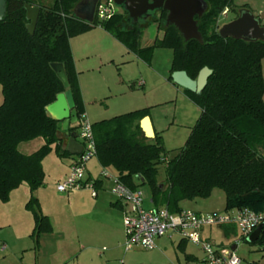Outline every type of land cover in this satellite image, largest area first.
<instances>
[{"label": "trees", "instance_id": "obj_1", "mask_svg": "<svg viewBox=\"0 0 264 264\" xmlns=\"http://www.w3.org/2000/svg\"><path fill=\"white\" fill-rule=\"evenodd\" d=\"M79 1H6L0 21V200L6 202L10 192L24 182L30 191L40 187L44 180L42 160L52 149L60 157L70 155L61 146L59 121L50 116L46 106L68 89L77 117L84 112L69 39L99 25L148 64L155 48L171 49L167 77L171 82L170 74L175 70L186 71L192 79L204 66L212 70L199 93L183 88L201 112L175 155L168 157L157 132L153 138L144 135L139 122L149 114L145 107L92 123L100 165L111 167L130 189L147 185L156 208L165 206L177 212L183 200L207 198L219 188L225 195L226 210L264 212V40L245 41L218 34L220 14L232 8L234 0H205L207 9L195 16L201 42L184 40L175 25L164 23L163 13L159 18L162 35L144 47L140 45L141 26L134 22L129 28L124 25L131 20L127 11L123 9L105 21L94 16L86 22L74 14ZM25 4L39 7L32 33L26 27ZM51 63L63 65L67 88ZM75 129L72 125L68 131ZM37 137L44 143L34 152L25 154L18 149L20 143ZM25 207L33 215L31 236L37 242L41 233L52 230L51 223L33 195ZM262 223L252 243L264 245ZM224 226L235 232L233 225Z\"/></svg>", "mask_w": 264, "mask_h": 264}, {"label": "crops", "instance_id": "obj_2", "mask_svg": "<svg viewBox=\"0 0 264 264\" xmlns=\"http://www.w3.org/2000/svg\"><path fill=\"white\" fill-rule=\"evenodd\" d=\"M80 4L78 8H87L88 0H81ZM94 16L95 8L93 18ZM220 20L221 18L219 24H221ZM151 24L153 27L157 26L155 23ZM69 44L77 71L84 113L88 119V114L96 117L93 121L89 120L91 123L107 119V116L103 117L102 115H105L109 110V106L98 103L101 97H108L113 94L108 92L111 91L112 85L104 76V69H111L112 66H118L119 63L125 65L133 63L141 70L142 64H149L129 51L120 41L99 25L71 37ZM93 73L98 74L97 76L100 77ZM161 78L162 81L157 86L158 95L168 97L162 101H172L179 98L187 99L182 87L169 81L165 76H161ZM141 80L143 81L142 85H139V80H137L132 82L131 86L144 87L147 80ZM103 84L107 87L106 93H102ZM2 100L0 87V104ZM137 100L144 99L143 97L133 99L132 93H125L123 90L121 97L113 103L114 113H117L115 115L145 107H148L150 111L151 105L133 106L138 103ZM150 103L152 102H146L144 105ZM94 104L98 105L94 106ZM150 121L154 132L159 134L151 119ZM72 125H76V123L69 122L67 128ZM67 131L68 129H63L62 122L59 121L58 135L61 146L65 149H67L69 138V136H66ZM73 132L76 133V129ZM75 139L79 143L78 138ZM43 143L44 140L37 137L20 143L18 149L22 153L29 154L37 150ZM69 153L70 155L66 157H60L52 149L42 160L44 180L40 187L30 191L29 186L25 185L27 183L24 182L10 192L9 199L6 202L0 200L1 249L12 247L13 252L14 250L17 251L15 253L21 252L20 264H41L42 257L45 258L42 261L43 264H135L130 259L133 254L130 251L141 248L125 250L123 246L125 239L123 213L125 209L129 208V204L117 199L110 192L112 182L110 179H104L100 176L99 173L104 167L100 165L96 156L98 168L96 163L91 162V160L86 164L85 178L87 181L94 183L93 189L81 187L69 190L65 194H59L60 191L57 190L56 186L53 189H48L47 183L50 182L53 186L55 181H61L68 173L72 160L78 154ZM110 170V173L115 174L112 168ZM92 190L95 192L94 195ZM31 195L37 198L41 212L49 218L52 226L50 232H43L38 236L37 242L31 236L34 227L33 215L25 207ZM220 199H222V203L212 201L214 204L207 203L205 198L203 200H183L181 207L196 212L218 211L225 207V195ZM150 202H152L151 198ZM225 227L204 228L201 235L216 247L234 248L233 238L237 234V229L235 228V232H232L230 229L226 230ZM227 231H229L228 234H226ZM224 240L228 242H224ZM230 240H232V243L228 244ZM155 243L154 248L145 249L153 251L150 257L152 264H204V252L197 244L178 236L168 235L158 237ZM106 244L108 245L107 252H100V247L105 250ZM122 255L124 258L121 257Z\"/></svg>", "mask_w": 264, "mask_h": 264}, {"label": "built area", "instance_id": "obj_3", "mask_svg": "<svg viewBox=\"0 0 264 264\" xmlns=\"http://www.w3.org/2000/svg\"><path fill=\"white\" fill-rule=\"evenodd\" d=\"M121 11V7L112 0H98L95 17L101 22ZM226 11L227 8L221 12L219 19L226 15ZM138 84L142 85L143 81L140 80ZM76 137L81 145V152L72 160L65 177L56 184L60 192L81 187L93 189L94 186L92 181L85 178L86 164L89 159L96 156V146L92 123L84 112L77 117ZM99 174L111 180L110 192L117 199L129 204V208L123 213L125 250L152 249L156 246L155 240L158 237L178 236L201 247L204 252V264H242L241 258L236 254L237 245L241 240L247 239L248 235L264 221V212L248 208H234L224 212H196L189 208L170 212L165 206L145 209L142 205L143 192L140 187L128 188L116 174L109 173L106 168L101 169ZM92 194H95L94 190ZM224 225H233L237 229V234L233 238L234 248L216 247L201 235L204 228Z\"/></svg>", "mask_w": 264, "mask_h": 264}, {"label": "rangeland", "instance_id": "obj_4", "mask_svg": "<svg viewBox=\"0 0 264 264\" xmlns=\"http://www.w3.org/2000/svg\"><path fill=\"white\" fill-rule=\"evenodd\" d=\"M52 0H43L44 4H48ZM235 3L240 5H246L250 8L254 15H259L264 10V0H234ZM116 8V7H115ZM123 11V9H122ZM234 14L228 12L226 15H223L220 20V25L225 22L232 20ZM260 24L264 26V19L260 20ZM157 25L156 27L152 24H149L142 28V35L140 37V45L148 46L153 43V40L156 37H160L162 35V27ZM219 28V27H218ZM171 49L168 48H155L153 51V55L149 65L142 64L141 70H139L138 66L135 64H122L119 63L118 66H112V68H105L103 73L104 76L107 78L109 84H111L112 95L108 97H101V100L98 101L102 105L107 104L109 106V110L102 115L103 117L107 116L110 118L117 113H114L113 103L121 97V93L124 90L125 93L131 94L133 99H138L139 97H143L144 100H137L138 103L133 106H150L149 117L154 123L155 128L158 130L159 134L162 136V143L165 150L168 153V157H172L175 155L180 148H182L185 144V141L189 135L191 127L196 122L200 114V108L193 103L187 96V99H177V100H170V101H162L165 96L158 95L157 86L160 85V81H162L161 76L168 77L169 75V68H170V61H171ZM124 65V66H123ZM262 67V75L264 79V57L261 61ZM94 75H98L93 73ZM163 74V75H162ZM161 75V76H160ZM100 77V76H97ZM145 79L147 80V84L144 87H132V82L137 80ZM104 83V82H102ZM103 91L102 93H106L107 87L103 84ZM109 95V93H108ZM102 96V95H101ZM125 97V96H123ZM264 99V95H263ZM161 100V101H160ZM146 102H152L149 105H144ZM164 102V103H160ZM158 103V104H157ZM98 104H94L97 106ZM89 120L93 121L94 118L90 114H88ZM96 163V167L98 168V164L96 162V158L92 157L89 161ZM88 163V162H87ZM107 171L110 173L111 167H106ZM86 174V172H85ZM163 175L162 169H159V177ZM86 176V175H85ZM103 177V176H102ZM106 179L105 177H103ZM60 182V181H59ZM58 181H55L52 184L49 182L47 183L48 189L55 188ZM27 185V184H25ZM111 188V187H110ZM143 192V207L145 209L153 208L154 204L150 202V191L147 185L141 186ZM59 194H65L58 192ZM67 193V192H66ZM224 192L222 189L215 188L212 190L209 197L205 198L207 203L214 204L215 203H222ZM204 198H202L203 200ZM201 201V200H200ZM213 201V202H212ZM221 212L226 211L224 208L218 210ZM28 241V240H26ZM224 242H228L224 240ZM232 240L229 241L228 244H231ZM104 244V243H103ZM102 244V245H103ZM101 245V246H102ZM108 245L106 244V249H101L100 252L105 253L108 250ZM13 248L9 247L6 249H1L0 245V264H20L21 262V252H17ZM130 253H133L130 257L132 262L135 264H152V260L150 259L153 251L152 250H145V249H135L131 250ZM236 254L241 258L242 264H264V245H260L257 243L249 242L247 239H243L239 242L236 248ZM123 257V255L121 256ZM124 258V257H123ZM26 259V258H25ZM43 259H41V264H43Z\"/></svg>", "mask_w": 264, "mask_h": 264}, {"label": "water", "instance_id": "obj_5", "mask_svg": "<svg viewBox=\"0 0 264 264\" xmlns=\"http://www.w3.org/2000/svg\"><path fill=\"white\" fill-rule=\"evenodd\" d=\"M6 1L0 0V21L3 19L6 11ZM117 6L122 7L127 11L129 17L134 20L138 16H141L146 9L142 11L135 12L132 4L135 0H112ZM147 2L148 0H142ZM154 1V0H152ZM98 0H88L87 12L86 14H80L77 11L79 4L75 6L74 14L86 22H91L93 20L94 8ZM81 5V4H80ZM161 5L164 9L168 10V15L166 17L167 24H173L177 27L184 40L196 39L199 42L202 41V36L198 30L195 15L201 16L205 10L207 3L205 0H162ZM160 6V5H157ZM26 7V18L29 20L26 27L29 32L32 33L38 18L39 7L30 6L25 4ZM156 5H151L150 8H154ZM264 19V10L259 15H254L249 9H242L239 11L238 15L232 20L223 23L218 28V34L222 38H235L243 39L245 41L254 40H264V26L260 24V20ZM52 69L55 71L58 78L63 82L65 88L68 86L66 79V74L61 63H51ZM212 70L204 66L202 67L196 78L192 79L188 76L184 70H175L170 76L172 82L176 85L188 89L192 92L199 93L207 83L209 75ZM47 112L58 121L62 122V128L68 129L67 125L69 122L76 123L77 113L74 108V100L71 92L66 89L56 95L53 102L46 106ZM140 127L144 135L148 138H153L155 135L154 129L152 127L150 118L145 115L141 118ZM68 145L67 150L72 154H77L81 152V145L76 141V133L67 131ZM263 228V223H260L247 237L249 242H254L261 230Z\"/></svg>", "mask_w": 264, "mask_h": 264}, {"label": "flooded vegetation", "instance_id": "obj_6", "mask_svg": "<svg viewBox=\"0 0 264 264\" xmlns=\"http://www.w3.org/2000/svg\"><path fill=\"white\" fill-rule=\"evenodd\" d=\"M81 1V0H80ZM80 1L77 3L79 4ZM162 0H148L147 2H144L142 0H135L134 3L132 4L133 9L135 10V12H139L142 11L143 9H146L145 12L141 15L138 16L136 20H134L133 18L129 17L128 13L127 16L131 19L130 21H126L124 22V25L126 26V28L131 27V23H136L137 25L142 27H145L151 23H155L157 25H159V18L161 17V15L164 13L165 14V21L164 23H166V17L168 15V10L164 9L163 6L161 5ZM76 4V5H77ZM75 5V6H76ZM151 5H156V7L154 8H150ZM160 5V6H157ZM208 5L206 6L207 9ZM75 8V7H74ZM122 9V8H121ZM242 9H249L250 8L248 6H244V5H236L234 3V6L232 8H227L226 14L228 12H231L232 14H234V17H236L239 13L240 10ZM80 14H86L87 12V8H78L77 10ZM197 16V15H195ZM194 16V18H195Z\"/></svg>", "mask_w": 264, "mask_h": 264}]
</instances>
